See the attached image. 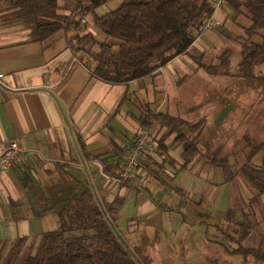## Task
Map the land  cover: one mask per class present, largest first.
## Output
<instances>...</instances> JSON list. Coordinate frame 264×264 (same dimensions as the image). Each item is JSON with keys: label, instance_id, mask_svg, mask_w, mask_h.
Returning a JSON list of instances; mask_svg holds the SVG:
<instances>
[{"label": "crops", "instance_id": "crops-1", "mask_svg": "<svg viewBox=\"0 0 264 264\" xmlns=\"http://www.w3.org/2000/svg\"><path fill=\"white\" fill-rule=\"evenodd\" d=\"M61 4L65 14L74 5L70 0ZM11 6L9 0H0V18ZM231 15L240 14L223 1L213 12L220 26L193 29L194 40L186 52L150 75L120 84L100 80L79 61L78 50L68 41L69 31L58 30L37 40L23 20L0 19V151L10 140L19 144L13 168L0 172V242L7 243L5 253L20 238L26 239L25 247L32 253L44 232L58 228L68 200L89 189L105 208L115 209L110 217L116 228L131 246L143 248L150 264L196 263L206 243L203 236L192 247L198 233L190 226L180 237L174 234L179 202L188 195L189 200L193 191L185 193L190 170L183 180L171 182L185 145L170 136L164 141L165 151L147 154L136 176L127 179L106 174L102 161L118 158L111 142L122 151V163L140 132L148 131L152 138L161 135L157 125L151 129L140 125L145 104L185 119L201 107L209 112L219 104L209 100L215 99L210 91L213 78L200 70L193 57L217 54L225 44L222 35L233 39L234 31L225 28ZM87 22L84 15L80 25L96 36ZM206 86L210 92L196 102L195 90ZM205 166V171L211 167ZM26 178L39 190L47 210L26 186ZM12 201L20 204L23 217H12Z\"/></svg>", "mask_w": 264, "mask_h": 264}, {"label": "trees", "instance_id": "trees-1", "mask_svg": "<svg viewBox=\"0 0 264 264\" xmlns=\"http://www.w3.org/2000/svg\"><path fill=\"white\" fill-rule=\"evenodd\" d=\"M62 0H9L12 10L0 19L23 20L30 28L32 38L43 40L58 30L67 33L72 48L78 50L79 61L90 72L107 83L120 84L150 75L172 58L186 52L194 35L200 31L205 20L213 14L212 0H122L115 9L103 14H94L95 25L104 33L99 40L80 25L87 12L106 0H70L74 3L69 14L62 13ZM235 11L248 19L247 36L241 44L238 70L234 74L255 91L260 102L264 101V0H224ZM259 36L260 40H252ZM232 51L228 48L217 54L206 52L194 56L199 68L210 75H231L229 70ZM258 102V103H260ZM203 119L189 121L181 116L156 112L145 104L141 108L139 123L144 129L154 125L162 131L159 137H151L153 151H165L164 141L174 135L175 142H187L180 153L179 169L187 168L193 160H204L209 165L220 167L226 182H234L240 176L250 187V201L257 202L264 194V139L254 142L248 139L242 148L241 164H228L231 155L219 154L221 146L202 151L197 135L189 137L186 131H197ZM118 158L103 160V169L108 175H118L122 163V151L111 142ZM209 148V149H208ZM218 151V152H217ZM217 152V153H216ZM261 153L259 163L253 157ZM26 186L36 200L47 210L39 190L26 178ZM19 203L12 201L13 218L23 217ZM114 208H105L89 189L70 198L60 215L57 229L42 234L35 253L25 247L26 239H15L5 253L7 243L0 242V264H150L140 246H131L116 228L110 217ZM229 208L223 220V235L238 243L233 250L243 257L251 256L264 262V236L257 247H245L242 242L251 233L254 224L250 213ZM221 227V226H220ZM229 230L234 233L230 234Z\"/></svg>", "mask_w": 264, "mask_h": 264}, {"label": "rangeland", "instance_id": "rangeland-1", "mask_svg": "<svg viewBox=\"0 0 264 264\" xmlns=\"http://www.w3.org/2000/svg\"><path fill=\"white\" fill-rule=\"evenodd\" d=\"M121 1L104 2L98 5L94 12L90 11L85 14L88 21L87 27L94 31L98 39L103 38L104 33L95 25L93 15H101L108 10L115 9ZM250 24L251 22L241 14L231 15L227 19L225 28L233 30L234 34L229 30L230 35L233 34L231 40L225 39L224 35L221 36L222 42L225 43L221 50L228 48L232 51L229 65L231 75H209L200 68L202 72L213 78L212 84L209 80L202 79L203 82L210 83L214 87L210 91L215 94V99L209 100L219 104H214L209 112L201 107L197 111H192L187 118L191 121L203 119L202 125L197 131H187L189 137L198 136L202 151L207 150L206 147L213 150L221 146L222 151L219 154L223 156L225 153L231 154L227 162L235 165L241 164L243 160L242 148L245 147L248 139L254 142L264 139V101L260 102L255 91L234 75L238 70L240 60V43L248 35L246 31ZM251 39L260 40L259 36H253ZM260 70L264 71L263 67ZM199 80L197 82H200ZM208 89L206 86L201 90H195L196 102L200 97L203 98L210 92ZM186 144L187 142L181 143V145ZM261 157V153L256 154L252 162L259 163ZM206 164L207 162L204 160H193L187 169L173 170L170 175L171 182H177L183 180L190 170L191 175L185 179L187 187L185 193L188 195L190 193L188 189L193 190L189 200L187 199L188 195L179 202V220L174 225V234L180 237L186 226H190L192 231L195 230L198 233L197 238L191 240L192 247H195L200 236H203L206 243L203 248L199 249L201 255L195 260V264H264L263 261H257L251 256L243 257L240 253L234 252L238 243L223 235V229H225L223 220L228 209L236 210L238 221L241 219L240 210H245L250 213L254 227L242 244L245 247H257L264 236V194L259 201L251 202L252 191L240 176H236L233 183H228L224 180V174L220 167L210 165L211 167L205 171ZM204 180H206L205 186H203ZM201 189L203 193L200 195L197 192ZM186 204L187 211L185 210ZM183 218H186L187 221H183ZM198 229L199 231H197ZM229 233L234 234L230 230ZM35 251L36 249L32 253Z\"/></svg>", "mask_w": 264, "mask_h": 264}, {"label": "built area", "instance_id": "built-area-1", "mask_svg": "<svg viewBox=\"0 0 264 264\" xmlns=\"http://www.w3.org/2000/svg\"><path fill=\"white\" fill-rule=\"evenodd\" d=\"M224 0H212L214 10L221 6ZM221 25L220 20L213 14L204 22V30H213ZM155 149V143L148 131H142L133 139L131 146L122 162L119 176L127 179L136 176L139 164L145 156ZM19 144L15 140H10L0 151V172H6L13 168L14 161L18 158Z\"/></svg>", "mask_w": 264, "mask_h": 264}]
</instances>
